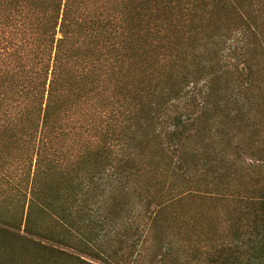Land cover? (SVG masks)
I'll use <instances>...</instances> for the list:
<instances>
[{
	"label": "trees",
	"instance_id": "obj_1",
	"mask_svg": "<svg viewBox=\"0 0 264 264\" xmlns=\"http://www.w3.org/2000/svg\"><path fill=\"white\" fill-rule=\"evenodd\" d=\"M263 6L0 0V195L31 201L26 228L36 202L65 229L36 234L71 264H264V167L242 140L264 128V30L251 18ZM230 15L244 44L222 62ZM220 176L255 209L200 260L199 202L225 194ZM144 203L142 250L127 241Z\"/></svg>",
	"mask_w": 264,
	"mask_h": 264
},
{
	"label": "rangeland",
	"instance_id": "obj_2",
	"mask_svg": "<svg viewBox=\"0 0 264 264\" xmlns=\"http://www.w3.org/2000/svg\"><path fill=\"white\" fill-rule=\"evenodd\" d=\"M264 8V6H263ZM251 10V9H249ZM250 12V11H249ZM230 14V13H229ZM243 17L246 19V13L243 12ZM251 18L256 17L257 22L262 24V29L264 30V11H261L257 8L253 14H251ZM233 15L229 17L222 18L223 19H230V21L234 24V31L227 29L224 33H228V40L226 42V47L230 49L229 52L226 49L221 53L222 62L225 60L234 61L235 54L241 52V48L243 47L244 40L241 33L238 32L240 28L238 24L240 20H235L233 22ZM225 25V22H223ZM231 23V24H232ZM221 26V23L219 24ZM193 26H188L191 29ZM230 34V35H229ZM184 45L180 46H187L189 44L198 45V41H191L186 37L181 39ZM173 45V44H172ZM176 44H174L175 46ZM176 51H173V54ZM231 56V59L230 57ZM199 74H201L199 72ZM201 80V78H200ZM201 84V83H200ZM258 127L261 129L259 133L254 135L245 134L243 137V143L246 145L248 154L251 150H259V158L260 162L256 164H260V167H264V128H262V124L259 123ZM251 148V150H249ZM244 158L246 163L249 161V155L244 154ZM254 163V162H253ZM254 163V164H255ZM237 172V171H236ZM237 174H242L238 172ZM264 172L262 173V175ZM219 176V172L217 174ZM239 176V175H235ZM254 180L258 178L257 174H251ZM251 176L248 177L247 181L240 183L238 188H243L245 183L249 182L252 178ZM239 180L238 178H235ZM231 179L230 175H228L227 182L236 183V180ZM224 183V184H226ZM57 182H54V192L60 194L59 192L60 187H64V182L58 183V188H56ZM222 178L221 176L217 178L216 182L213 184V188L217 192H225V194L218 195L215 199H203L199 202L198 208V216H197V226H198V254L200 256V260H203L205 253L214 246H220L222 242L231 241L234 234L237 232H241L244 230H240V225L238 224V220L241 218L247 219L251 216L254 212L255 206H248L246 202H242V200L238 199V197H233L232 193L234 189H227L223 188L222 190ZM248 184V183H247ZM253 184H256L254 181ZM169 193L167 192V196L169 198ZM31 201L28 202L22 200V197L19 195H7L4 196L0 195V245H3L6 250H3L0 247V264H71V261H68L64 254H61L59 251L51 249L50 247L58 248L64 251L70 252L71 250L61 247L56 243H53L50 240L45 239L44 237L38 236L36 233L40 232L41 234H54L58 235L64 233L63 226L53 217L48 216L45 213L39 212L36 205L38 203L33 202L32 206V213L29 220V229L26 228L27 222L26 221V209L30 205ZM24 206V214L21 215V208ZM147 210V207L141 208V215L138 213L135 217L132 218L131 226L128 230L130 231V236L127 241V244L130 245L132 241H137L136 248L144 249L147 244L144 240V232L147 229V215H145L144 211ZM149 210V209H148ZM179 210V208H178ZM88 217V216H87ZM244 219V220H245ZM75 220H79L77 216H75ZM74 221L72 223V230L74 231L76 237H78L82 231L79 229V221ZM81 222V221H80ZM244 222V221H243ZM141 225L140 228H137L136 225ZM85 224V220L81 225ZM146 225V227H145ZM87 230H93L92 228H88ZM139 230L140 232H137ZM90 232V231H89ZM134 233V234H132ZM141 235V236H139ZM138 237V239H137ZM76 245L80 247L79 238H76ZM116 244V243H115ZM211 246V247H210ZM83 257H86L82 255ZM88 259V257H86Z\"/></svg>",
	"mask_w": 264,
	"mask_h": 264
}]
</instances>
